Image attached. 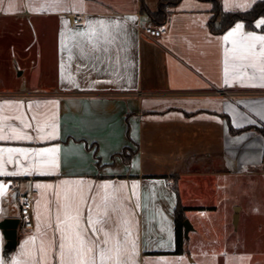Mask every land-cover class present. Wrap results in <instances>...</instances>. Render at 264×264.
<instances>
[{"label":"crops","instance_id":"1","mask_svg":"<svg viewBox=\"0 0 264 264\" xmlns=\"http://www.w3.org/2000/svg\"><path fill=\"white\" fill-rule=\"evenodd\" d=\"M144 1L157 11L162 0ZM259 1L221 0L231 13ZM211 11L209 2L182 0L154 41L142 31L155 24L142 0H0V20L16 31L33 25L47 48L28 88L0 92V223L21 220L9 260L0 229V264H75L74 239L61 254L56 217L58 204L80 194L94 198V220L110 217L104 232L112 238L95 250L96 264L101 250L113 264L117 249L129 264H197L187 248L174 254L176 189L185 206L192 187L257 176L264 165V137L230 129L264 124L262 42L247 38L264 36V18L254 30L240 21L215 34ZM29 191L34 225L25 230ZM214 255L224 257L218 264H264L257 251Z\"/></svg>","mask_w":264,"mask_h":264},{"label":"rangeland","instance_id":"2","mask_svg":"<svg viewBox=\"0 0 264 264\" xmlns=\"http://www.w3.org/2000/svg\"><path fill=\"white\" fill-rule=\"evenodd\" d=\"M15 25V22L0 20V92L28 88L41 68L36 62L47 58V48L36 44L40 38L33 25L19 31ZM28 47L30 57L25 59L24 50ZM23 70L24 74L18 78ZM258 171L263 174L225 178L223 184L211 187L194 186L184 195L188 207L186 219L194 227L185 249L197 264L222 263L224 257L214 255L219 251L245 254L257 251L256 261L264 262V165ZM206 205L214 207L195 209ZM236 207H243L237 227L234 225Z\"/></svg>","mask_w":264,"mask_h":264},{"label":"snow or ice","instance_id":"3","mask_svg":"<svg viewBox=\"0 0 264 264\" xmlns=\"http://www.w3.org/2000/svg\"><path fill=\"white\" fill-rule=\"evenodd\" d=\"M237 29L241 28L242 25H237ZM232 33H229L231 36ZM248 39L260 41L261 43V55H264V36H249ZM227 39V37H225ZM256 45H250L248 53L242 55L240 59L246 60L249 55H252L251 49L255 48ZM264 79V77H262ZM264 87V84L260 85ZM3 139V137H0ZM11 151V150H10ZM50 151L55 152L56 149H51ZM7 174L0 172V175ZM15 174V173H11ZM37 187H41L37 185ZM93 200V197H85L82 194L78 196H73L71 202L57 206V224L56 230L60 232V244L61 254L65 248V241L69 239H74L75 243L70 245V249L75 253V264H96L95 250L99 249L101 244L107 245L111 235L104 232V227L108 225L110 217H108L107 212L104 213L99 220H94L92 217L93 205H89L88 201ZM79 201V202H77ZM85 205L87 208L88 215L84 216V211L81 205ZM107 217V218H105ZM99 223L101 227L97 228L95 225ZM89 229H91V234H89ZM103 232V238L98 234ZM95 237V239H93ZM134 248V244H133ZM43 251V250H42ZM105 253L101 250V264H104ZM113 264H129V258H122L119 249L116 250V255L114 257H108Z\"/></svg>","mask_w":264,"mask_h":264},{"label":"trees","instance_id":"4","mask_svg":"<svg viewBox=\"0 0 264 264\" xmlns=\"http://www.w3.org/2000/svg\"><path fill=\"white\" fill-rule=\"evenodd\" d=\"M182 0H166L161 2L157 11H151L145 1L142 0V12L157 25L163 26L167 20V9L176 7ZM203 2H209L212 4V17L210 19V28L215 34H223L229 28H231L237 22H244L246 27L250 30H254V23L264 18V1L256 2L253 7L245 12H225L222 7L221 0H199ZM232 134H239L247 130H255L264 137V124L259 126L248 127L244 129H235L232 125L230 126ZM178 196V205L175 211V239H176V250L174 254L181 255L185 253V228L184 221L186 219V211L188 207L182 205L178 190L176 189ZM197 210H205L204 207H196ZM11 251H6V259L9 260Z\"/></svg>","mask_w":264,"mask_h":264},{"label":"built area","instance_id":"5","mask_svg":"<svg viewBox=\"0 0 264 264\" xmlns=\"http://www.w3.org/2000/svg\"><path fill=\"white\" fill-rule=\"evenodd\" d=\"M72 25H80L81 19L77 17L71 18ZM144 35L151 40H158L166 33L164 26L157 24H149L143 28ZM21 214H22V226L25 230H32L33 228V215H34V194L32 191L24 194L21 198Z\"/></svg>","mask_w":264,"mask_h":264},{"label":"water","instance_id":"6","mask_svg":"<svg viewBox=\"0 0 264 264\" xmlns=\"http://www.w3.org/2000/svg\"><path fill=\"white\" fill-rule=\"evenodd\" d=\"M18 75H22V71L18 73ZM240 207H236L235 215H234V225L238 226L239 217H240ZM21 220L17 218L5 219L0 223V229L3 232L4 238L6 240V250L13 251L16 249L18 244V231L20 228ZM185 228V238L189 240L190 232L194 230V227L190 223L188 219L184 221Z\"/></svg>","mask_w":264,"mask_h":264}]
</instances>
